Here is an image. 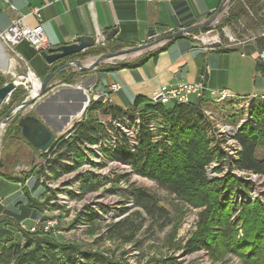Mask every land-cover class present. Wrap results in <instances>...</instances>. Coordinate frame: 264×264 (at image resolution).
<instances>
[{
  "label": "rangeland",
  "instance_id": "rangeland-1",
  "mask_svg": "<svg viewBox=\"0 0 264 264\" xmlns=\"http://www.w3.org/2000/svg\"><path fill=\"white\" fill-rule=\"evenodd\" d=\"M223 2L225 3L226 0ZM224 3L217 15V17L221 16L217 23L213 21L206 29L203 27L183 35L195 41L206 43L208 42L206 36L214 33L212 34L216 35L214 41L217 40V37L219 41L216 45L230 47L235 43L239 45L237 40L248 42L249 37L260 31L263 24L260 23L262 18L260 15L264 13V0H231ZM240 3L245 7L239 16L240 20H235L232 23L226 22L231 12L236 11ZM179 29L181 28L154 33L148 36L144 42L133 46H125L120 43L113 44L109 42L110 39H107L105 45H97L92 50H88V48L78 54L89 51H94V53L74 57L79 60L78 62L82 66L89 64V69L81 70L75 65L74 69L81 74V71L107 69L119 63L136 62L145 55L161 48L170 40L168 35ZM230 36L235 37L236 42L231 41ZM142 45L145 46L139 50H130ZM123 50H128V52L115 54ZM108 54L110 55L104 57L99 64H93L98 57ZM11 78L12 76L8 75L5 81ZM70 79H72L71 76L65 79V82L71 81ZM22 91L23 100L26 92L25 90ZM106 92L111 99V93L114 91L108 88ZM39 93L40 89L36 95ZM46 93H43L35 102L22 105L19 108L15 106L21 104L22 100L14 101L10 94L8 101L0 107V172L6 173L9 178L15 181H20L23 189L26 190H29V186H24L27 182H34L31 189L41 185L38 187V191L32 195V191L29 192V195L39 205L41 213L39 218L41 219L35 223L32 221V223L31 218L26 217L29 218L26 224L23 221L18 223L23 229L37 232L41 237L54 238L62 243H73L81 249L104 253L118 261H125L127 264H161V261L166 264H243L241 257L232 252L223 253V249L221 254H217V256L212 255L204 247L192 253H188L184 249L186 240L198 227V212L202 207H195L180 200L153 180L133 173L131 167L121 160L122 158L113 155V151L110 155L108 151H104V147L115 150L113 144L116 143V140H114L113 130H119L125 134L124 130L128 129L131 123L130 121L126 123L125 119L121 118L112 120L109 115L104 116L100 110L90 109L94 101H92V96H88L86 92H82L83 95L63 92L60 98L52 99H57L55 101L58 103V110L66 112V115L55 124H52L51 118L48 117L47 123L54 130L58 129V133L53 131L55 140L45 152L39 151L25 137L22 138L15 133L14 124H18L21 117L33 114L31 112H34L36 103ZM71 97L79 98L81 105L67 110L65 104ZM252 101H255L253 103L256 105L260 103L258 101L263 102L264 99L237 96L218 99L207 95L203 98L205 113L213 121L219 136L227 137L225 145L228 148L225 149L229 153H232L231 149L236 145L232 138L235 131L250 117L249 109ZM108 102L103 104H108ZM69 113H73V115H71V121L66 124ZM87 116H92L105 125L108 124L109 127L108 125L105 126L107 127V135L99 136V144L89 145L90 148H82L79 156L76 152H70L67 161L63 162L66 170L59 169L60 173L48 170L46 167L49 161L57 156L56 147L58 143L69 138L70 133L67 131L75 123L86 119ZM159 123L160 119H157L156 123L154 122L155 125H160ZM128 130L131 131L130 128ZM131 134H133L132 131ZM256 151L258 157H264V142L258 146ZM212 170H210V176L220 175ZM237 173L243 176L247 175L245 172L237 171ZM248 178L253 181V184L242 196L248 198L249 201L255 198L261 199L264 208V175L251 174ZM88 182L96 184L97 187L94 190L86 191L83 184ZM134 187H139L152 194L157 199L158 204L166 209L165 217L152 219L147 217L141 209L135 207L130 199V190ZM137 209L142 212L145 221H143L140 230L135 232L132 242H124L119 237L110 238L108 230L111 225L123 217L130 216ZM8 215H0V226L3 225L8 229L9 237L12 240L21 238L19 225L18 229L15 221ZM90 216H94L93 223L88 220ZM49 220H54L55 224L45 229V223ZM164 223L165 225H163ZM32 226L35 228L33 231L30 230ZM238 229V235L241 237L242 228ZM246 251L247 249H242L243 253Z\"/></svg>",
  "mask_w": 264,
  "mask_h": 264
},
{
  "label": "trees",
  "instance_id": "trees-1",
  "mask_svg": "<svg viewBox=\"0 0 264 264\" xmlns=\"http://www.w3.org/2000/svg\"><path fill=\"white\" fill-rule=\"evenodd\" d=\"M244 8L240 3L226 22L237 20ZM180 36L182 34L170 38L153 54L156 55L171 40ZM90 53L94 51L73 54L67 59ZM147 55L136 62L119 63L105 70L138 66ZM59 66L60 63L54 65L50 73ZM4 82L0 78V85ZM47 91L48 88L44 93ZM11 95L14 101H21L23 91L18 87ZM203 98H194L187 103H161L137 96L131 108L124 109L112 103L96 101L90 109L100 110L112 120L121 118L126 123L130 121L129 128L134 131L132 142L122 131L113 130L115 150L104 147V151H108L109 155L114 152L113 155L122 158L133 173L153 180L180 200L202 207L198 212V227L184 244L188 253L204 247L217 256L223 249V253L232 252L241 257L243 264H264L263 204L259 198L249 201L242 196L253 184L248 178L251 174L264 175V157H258L256 153L258 146L264 142V101H258L260 103L256 105L253 103L255 101L250 102V117L235 131L232 138L236 145L229 153L225 149L228 148L225 145L227 137L219 136L213 121L205 113ZM157 119H160V125L154 124ZM107 125L92 116L75 123L67 131L70 133L69 138L58 143L57 156L49 161L46 168L54 173H60L59 169L66 170L63 162L67 161L69 153L76 152L79 156L82 148L99 144V136L108 133ZM14 131L21 136L17 123L14 124ZM210 170L220 175L210 176ZM237 171L247 175H239ZM96 187L92 182L83 184L86 191ZM29 192L23 189L28 202L26 209H22L21 214L11 213L15 216L13 220L17 228L20 227L21 238L12 240L8 229L0 227V264H127L104 253L81 249L73 243H62L23 229L18 224L23 218L29 216L37 221L41 219L39 205ZM130 199L149 218H163L167 214L152 194L139 187L130 190ZM139 209L113 223L108 230L110 238L119 237L124 242H132L135 232L140 230L145 221ZM88 220L93 223L94 216L88 217ZM238 228H242L241 237ZM242 249H247L246 253ZM161 264L166 263L161 261Z\"/></svg>",
  "mask_w": 264,
  "mask_h": 264
},
{
  "label": "crops",
  "instance_id": "crops-1",
  "mask_svg": "<svg viewBox=\"0 0 264 264\" xmlns=\"http://www.w3.org/2000/svg\"><path fill=\"white\" fill-rule=\"evenodd\" d=\"M222 2L223 0H10L11 7L0 0V29L9 27L17 18L29 27L41 23L44 32L43 49L72 43L81 35L99 38L113 31L114 35L109 42L133 46L148 39L150 27L157 34L167 29L184 28L207 21L209 14ZM33 8L40 9L39 17L31 12ZM260 16L264 17V13ZM220 18L218 16L214 22L217 23ZM263 22L264 20L260 21L261 24ZM260 48L261 41H248L230 47H206L203 43L182 35L171 40L156 55L148 54L138 66L117 70H87L80 74L74 69V65H70L58 71L49 81L50 90L36 103L34 112L52 131H57V128L54 130L47 123V119L51 118L52 124H55L66 112L59 111L55 101L57 99H52L60 98L63 92L83 95L76 87L78 84L84 87L95 84L96 89L102 91L110 83H118L120 88L111 93V101L124 109L131 108L137 96L150 100L161 86L171 87L179 83L203 82L208 88H225L243 98L252 94H264V68L257 61ZM40 51L41 49H34L25 40L16 43L13 50H9L0 41V78L5 81L8 75L14 73L16 77L12 76L8 81L21 83V76L29 68L42 80L62 60L49 64L40 55ZM69 76L72 77L71 81L65 82ZM78 99L71 97L65 104L67 110L81 105ZM47 110L50 112L46 114ZM68 115L66 124L71 121L73 113ZM30 183L27 182L24 186H29L32 195L41 185L31 189L34 182ZM26 204L28 202L22 183L0 172V215L9 214L15 219L10 211L21 214L22 209H26ZM28 219L23 218L21 221L26 224ZM30 220L37 222L32 218Z\"/></svg>",
  "mask_w": 264,
  "mask_h": 264
},
{
  "label": "built area",
  "instance_id": "built-area-1",
  "mask_svg": "<svg viewBox=\"0 0 264 264\" xmlns=\"http://www.w3.org/2000/svg\"><path fill=\"white\" fill-rule=\"evenodd\" d=\"M4 1L10 4V0H4ZM228 2L229 0H226L225 3ZM31 12L37 15L38 17L40 16L39 8H33ZM216 19L217 17L215 18V20ZM229 39L231 41L236 42L235 37L230 36ZM22 40L27 41L30 44V46H32L34 49L42 50L45 45H44V32L41 23H37L35 26L29 27L23 24L20 18H17L9 27L5 29H0V41L3 42L9 50H13L14 45ZM94 41H95L94 47H96L97 45H105L107 38L106 36L101 35L99 38L95 37ZM248 41H253V42L261 41V48L259 49L257 55V61L264 68V23L261 25L260 31L257 34L249 37ZM218 42L219 41L217 37L216 41L206 42V43L201 42V43H203L206 47H211V46H215ZM70 64L76 66L74 61L70 62ZM88 65L89 64L87 65L84 64V66H88ZM11 76L16 77L14 73H11ZM21 77H22L21 83H18L16 81L13 82L16 84V87L22 86V89L25 90L26 96L24 99L36 95L40 89L41 80L38 77H36L29 68L26 70V74L22 75ZM29 77H31L33 81L29 80ZM76 87L82 90L83 93L86 92L88 96H92V101L94 102L100 101L101 103H104L109 101L108 103H111V99L108 93L106 92V90L109 88L112 91H117L120 88V85L116 82H112L111 84H109V86H107L105 90L102 91L97 90L95 84L90 85L88 87H84L79 84L76 85ZM229 92L230 90L225 88H220V89L208 88L203 82H198L194 84L179 83L171 87L161 86L155 91L151 100L162 101L164 103L170 101H175L177 103H187L191 101L192 98L205 97L206 95L212 98H217L218 96L227 94ZM9 95L3 100L0 107H2L8 101ZM247 98L250 99L259 98L263 100L264 94H252ZM53 224H55L54 220L51 221L49 220L45 223L44 228L48 229ZM30 230L32 231L35 230L34 226H32Z\"/></svg>",
  "mask_w": 264,
  "mask_h": 264
},
{
  "label": "water",
  "instance_id": "water-1",
  "mask_svg": "<svg viewBox=\"0 0 264 264\" xmlns=\"http://www.w3.org/2000/svg\"><path fill=\"white\" fill-rule=\"evenodd\" d=\"M221 7H222V3L217 7V9L214 11L212 16L207 21L197 24V25L181 28L178 31H175L171 33L170 35H168V37L173 38L178 34L183 35L191 31H194L196 29H202L203 27L210 25L215 20L217 15L219 14ZM153 34H154V29L153 27H150L148 30V35L151 36ZM113 35H114V31L113 33L107 34L106 38L111 39ZM94 45H95V41H94L93 36L81 35V36H78L76 38V41L72 43L61 44L58 46H50V47H47L46 49H42L40 51V55L43 57V59L47 63L52 64L60 60H63L73 54H77L88 48L94 47ZM144 46L145 45H142V46L130 49V50L132 51L139 50L143 48ZM127 52L128 50H123L115 54H124ZM109 55L110 54L102 55L98 57L93 64L94 65L99 64V62H101V60L104 57H108ZM70 62L62 64L58 69L49 73L41 80L40 93L38 95H34L29 98L23 99L21 101V104H18L15 107L17 108L19 106L28 105L32 102H35L39 97L43 95L44 90L46 88H49V81L54 77L56 72L66 68L67 66H70L71 65ZM74 62L76 63L77 67L81 68V70L90 68V66H87V67L82 66L77 61H74ZM16 88H17L16 84L13 81H7L2 86H0V105L2 104L3 100L9 94H11L12 91H14ZM18 124H19V128H20V131L23 137H25V139L28 142H30L39 151L45 152L50 147L52 142L55 140V133L48 126H46V124L42 120L36 117L35 114L25 115L21 117L18 121Z\"/></svg>",
  "mask_w": 264,
  "mask_h": 264
},
{
  "label": "bare ground",
  "instance_id": "bare-ground-1",
  "mask_svg": "<svg viewBox=\"0 0 264 264\" xmlns=\"http://www.w3.org/2000/svg\"><path fill=\"white\" fill-rule=\"evenodd\" d=\"M212 34H214V33H212ZM212 34H210L209 36H206L208 39H207V41L208 42H211V41H214L215 40V38H216V35H212ZM205 39V38H204ZM237 40V39H236ZM206 42V41H205ZM237 42L239 43V44H242V43H244L245 41H242V40H237ZM29 80H31V81H33V79L31 78V77H29ZM36 91V90H35ZM236 95L234 94V93H232L231 91L229 92V93H227V94H223V95H221V96H218L217 98L218 99H224V98H230V97H235ZM158 102H161V103H164V102H162V101H158ZM129 129V128H128ZM128 129H125L124 131H125V134L128 136V137H130V139H131V141L133 142V134H131V131L132 132H134L132 129H131V131H129Z\"/></svg>",
  "mask_w": 264,
  "mask_h": 264
},
{
  "label": "flooded vegetation",
  "instance_id": "flooded-vegetation-1",
  "mask_svg": "<svg viewBox=\"0 0 264 264\" xmlns=\"http://www.w3.org/2000/svg\"><path fill=\"white\" fill-rule=\"evenodd\" d=\"M63 62L62 63H60V66L62 65V64H64V63H67V62H70V61H79L78 59H76V58H71V59H65V60H62ZM58 69V68H57ZM57 73V72H56ZM49 90H50V88H48V91L47 92H49ZM46 112V114H47V112L49 113L50 111L49 110H47V111H45ZM31 113H33V114H35L36 115V113L35 112H31ZM36 117H38L37 115H36ZM39 118V117H38ZM19 121V120H18ZM19 125V124H18ZM19 131H20V128H19ZM20 134H21V131H20ZM19 135V134H18ZM20 136V135H19ZM21 136H23L22 134H21ZM20 136V137H21Z\"/></svg>",
  "mask_w": 264,
  "mask_h": 264
}]
</instances>
